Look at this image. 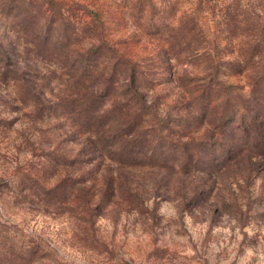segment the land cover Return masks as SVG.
<instances>
[{
	"label": "rangeland",
	"instance_id": "1",
	"mask_svg": "<svg viewBox=\"0 0 264 264\" xmlns=\"http://www.w3.org/2000/svg\"><path fill=\"white\" fill-rule=\"evenodd\" d=\"M190 18L206 54H185ZM231 32L246 35L242 45L261 44L264 0H0V264H264V174L231 183L223 193L232 207L215 214L181 204L173 183L156 190L167 172L142 156L115 166L123 140L106 147L86 133V114L95 124L108 115L116 129L132 97L131 63L172 147L180 152L189 137L212 143L200 122L190 127L198 109L185 91L212 79V57L231 50ZM229 59L219 78L244 93L246 78ZM92 95L97 103L83 102ZM203 150L217 160L211 146ZM119 173L140 190L141 207L104 194L103 174ZM78 187H92L93 216L72 202Z\"/></svg>",
	"mask_w": 264,
	"mask_h": 264
},
{
	"label": "trees",
	"instance_id": "2",
	"mask_svg": "<svg viewBox=\"0 0 264 264\" xmlns=\"http://www.w3.org/2000/svg\"><path fill=\"white\" fill-rule=\"evenodd\" d=\"M182 27L185 33L181 42L186 46L185 54L188 57L206 54V51L199 47L205 38L204 34L199 33V22L190 18ZM41 33L44 34H40L44 41L51 39V35L43 29ZM244 36L246 35L234 32L228 34L227 39L232 48L228 52L219 51L212 57L217 63L212 79L199 90L187 88L185 91L198 109L195 111L196 116L190 121V127L192 123L200 122L206 128L204 135L214 137L212 143L189 137L180 146V152L172 147L169 138L163 135L164 118L154 110L153 104L148 102L141 90L137 68L131 63H128L125 69L124 80L128 86L126 95L132 93V97L126 99L128 109L118 116L116 129L107 128L108 115H102L104 120L95 124L93 118H88L86 114L85 123L90 127L86 133L94 138V143L107 145L106 147H115L123 140L119 151L117 146L114 153L115 166L134 165L143 157L144 164L153 172L166 171L167 174H164L161 182L155 183V188L159 190L160 186L173 183L176 190H179L181 204H208L215 214L230 209L232 203L228 202L223 190L229 191L230 184L236 181L252 183L258 175L264 174V37L260 35L263 45L257 40L252 44L242 45ZM253 38L252 36L250 39ZM214 42L216 45L221 42L219 36L214 37ZM224 55L231 57L226 62L234 69L237 67L238 72L246 78L244 93H234L232 85L219 78V66L221 62H225ZM88 71L89 68L85 70L86 73ZM100 97L92 95L84 98L83 102L88 100L97 103ZM72 102L75 105L79 100ZM119 124L122 126H118ZM107 140L111 144H107ZM204 145L212 147V152L217 155L216 161L208 155L205 156L204 150L201 151V146ZM230 164L235 166L232 169L233 174H226ZM103 180L104 194L119 196L133 209L141 207L145 202L138 192L139 189L133 191L129 174H103ZM188 180L189 185L186 184ZM194 180L196 183H193ZM78 189L73 192L72 202L78 201L85 212L93 216L90 195L92 187Z\"/></svg>",
	"mask_w": 264,
	"mask_h": 264
}]
</instances>
